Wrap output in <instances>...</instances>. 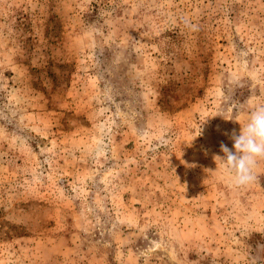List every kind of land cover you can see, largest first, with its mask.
<instances>
[{"label":"rangeland","instance_id":"obj_1","mask_svg":"<svg viewBox=\"0 0 264 264\" xmlns=\"http://www.w3.org/2000/svg\"><path fill=\"white\" fill-rule=\"evenodd\" d=\"M264 0H0V264H264Z\"/></svg>","mask_w":264,"mask_h":264},{"label":"clouds","instance_id":"obj_2","mask_svg":"<svg viewBox=\"0 0 264 264\" xmlns=\"http://www.w3.org/2000/svg\"><path fill=\"white\" fill-rule=\"evenodd\" d=\"M230 139L234 141L235 151L221 143L224 156L214 158L219 157L224 162L235 186H247L255 179L254 170L258 161L264 159V105L254 108L240 133L237 135L233 130Z\"/></svg>","mask_w":264,"mask_h":264}]
</instances>
